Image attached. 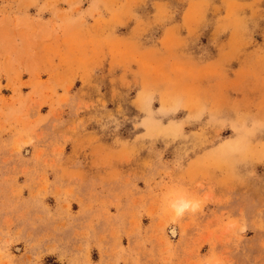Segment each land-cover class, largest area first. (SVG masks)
<instances>
[{
	"label": "rangeland",
	"instance_id": "374dc122",
	"mask_svg": "<svg viewBox=\"0 0 264 264\" xmlns=\"http://www.w3.org/2000/svg\"><path fill=\"white\" fill-rule=\"evenodd\" d=\"M0 264H264V0H0Z\"/></svg>",
	"mask_w": 264,
	"mask_h": 264
},
{
	"label": "bare ground",
	"instance_id": "6f19581e",
	"mask_svg": "<svg viewBox=\"0 0 264 264\" xmlns=\"http://www.w3.org/2000/svg\"><path fill=\"white\" fill-rule=\"evenodd\" d=\"M173 206H174V208H173L174 214L177 215V214H179V213L182 211V209H183L186 205L183 204L182 201H180V202L174 204ZM184 209H185V208H184ZM171 234H172V236H175V231L172 230Z\"/></svg>",
	"mask_w": 264,
	"mask_h": 264
}]
</instances>
